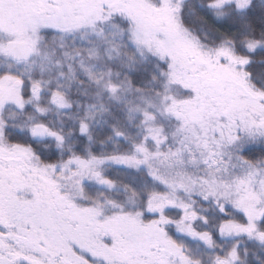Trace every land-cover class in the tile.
Segmentation results:
<instances>
[{"label":"snow or ice","instance_id":"1","mask_svg":"<svg viewBox=\"0 0 264 264\" xmlns=\"http://www.w3.org/2000/svg\"><path fill=\"white\" fill-rule=\"evenodd\" d=\"M0 264H264V0H0Z\"/></svg>","mask_w":264,"mask_h":264}]
</instances>
